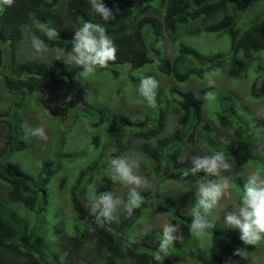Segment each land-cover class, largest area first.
Returning a JSON list of instances; mask_svg holds the SVG:
<instances>
[{
  "label": "trees",
  "instance_id": "1",
  "mask_svg": "<svg viewBox=\"0 0 264 264\" xmlns=\"http://www.w3.org/2000/svg\"><path fill=\"white\" fill-rule=\"evenodd\" d=\"M257 1L102 0L115 17L108 22L91 9L87 0H14L10 7L0 4V88L6 89L8 94L19 95L18 101H12L14 106L23 107L26 96L29 99L30 94H40L44 108L63 121L70 114L72 116L78 88L76 79L82 73L81 68H70L54 56L20 57L24 30L43 40L49 49L69 53L75 28L85 21L100 24L117 49L115 61L102 69L109 67L117 75L121 72L119 68L126 67L135 86L145 75L153 76L159 82L156 106L146 105L145 113L139 119L132 117L129 111L112 113L104 105L96 106L87 101L85 91L81 94L83 107L79 111L94 118L91 128L105 119L111 121L105 133L110 140V132L116 127L120 130L116 136L127 132L124 144L115 149H110L106 139L100 144L99 131L87 138L88 148L94 145L89 149L92 158L80 171L71 194L64 195L74 212L73 222L67 227L56 223L55 227L59 229V238L68 236L78 241L75 252L83 258L82 264H173L178 259L188 261L195 257L200 258L201 264H224L236 257L233 255L236 249L245 246L242 241L235 243L236 236H240L237 230L214 218V209L208 216L212 229L200 234L189 231L198 200L197 186L216 177L207 176L203 171L185 177L183 172L192 166L194 157L222 152L232 165V170L225 172L226 176L240 197L247 180L241 169L251 166L264 170V146H259L262 135L258 128L263 126V120L254 116L243 101L264 99V10L249 16L243 26L238 23L241 14ZM52 29L56 30L57 36L49 38L48 32ZM198 34H204V37L214 34V46L218 48L205 51L201 44L193 45L188 37ZM167 35L181 36L172 56L165 51ZM224 35L229 40L227 47ZM217 38L222 39L225 46H218ZM162 41L164 46H158ZM116 65L119 68L115 69ZM8 66L11 73L7 72ZM146 68L151 71L138 77L131 74L132 70ZM213 74L237 82L248 79L245 96L217 84L204 83L197 89L184 87L193 79ZM160 78H170L173 82H161ZM71 91L75 96L70 97L67 104L60 105L62 93ZM12 104L0 112V124L5 127L0 146V264H64L66 254L73 249L66 248L58 238H49L46 229H40L42 227L39 228L34 219V213L46 209L44 203L53 188L50 182L62 169V164L54 157L43 158L34 175L9 161L15 151L27 148L22 118L17 110L12 112ZM71 126L60 129L64 133L60 137V131H55L52 144L62 140L68 145L70 141L66 142L65 138L69 139L72 133L81 134L83 141L87 133L83 125L76 132L70 129ZM65 128L70 130L66 133ZM131 139L140 143L133 144ZM135 144H139L138 160L142 165L146 164L144 168L150 187L137 189L143 203L129 218L123 209L128 188L117 191L124 186L116 178L109 160L131 154ZM72 146L77 148L78 145L73 143ZM87 152L82 154L86 156ZM99 169L102 173H97ZM87 173V182L95 186L97 197L111 191L123 202L114 213L116 219L104 228L96 226L94 217L89 215L81 200L82 195L88 201L86 192L89 189L85 184L81 185ZM173 183L180 186L172 188ZM80 187L82 192L78 191ZM184 194L190 207L189 214L184 213ZM18 209L27 217L20 215ZM167 213L174 223L185 229L183 238L175 241L180 250L163 258L158 254L162 231L155 227L139 228L152 215ZM142 232L147 234L140 235ZM223 238L226 239L223 241ZM202 239L208 243L210 254L205 252L206 248H200ZM247 247L255 249V246ZM92 249L97 250L99 256L93 255ZM179 252L184 255L180 257Z\"/></svg>",
  "mask_w": 264,
  "mask_h": 264
},
{
  "label": "rangeland",
  "instance_id": "2",
  "mask_svg": "<svg viewBox=\"0 0 264 264\" xmlns=\"http://www.w3.org/2000/svg\"><path fill=\"white\" fill-rule=\"evenodd\" d=\"M264 10V0H258L255 4H252L251 7L248 9L247 12L242 13L240 20L238 21L240 26H243L245 22L248 20L249 16H252L258 12H261ZM214 34H208V37H204V34H198L194 36H189L188 39L191 41V43L198 47L197 44H201L203 46V50L207 51L209 49L214 50V48H218L214 46ZM226 47L228 46L229 40L228 37L224 35ZM181 39L180 35H176L173 37L170 35V37L167 35V39L165 42V51L169 56H172L177 49V45L179 43V40ZM213 39V41H211ZM218 41L216 44L218 46H225V43L222 39L217 38ZM164 41V40H163ZM162 42L158 43V46L163 47L164 44ZM20 57L26 58L29 56H38L40 58H48V57H66L69 53H64L57 49H49L44 52L43 54L37 53L33 46H32V35L29 32V30H24V39L20 43ZM7 55V54H5ZM9 73H11L10 66L7 67ZM72 68V67H70ZM114 68H119L114 66ZM120 73L118 72L117 75H115L112 70L107 67L102 69L101 67H97L95 70V73L88 76L83 77L82 74L77 76V93L76 98L74 100V110L72 112V116L66 118L65 120L61 121L59 117L54 116L50 114L43 106V103L41 101V95L40 94H30V98L27 99V96L24 98V106H18L17 109H12V112L14 110H17L20 113V116L22 117L21 126L24 131V136L27 139V141L30 143V147L25 148L24 150L15 151L13 154L10 155L9 161L15 162L19 164L24 170L36 175L38 173L41 161L43 158L46 157H54L56 159H59L62 164V169L55 173V176L53 180L50 182V185H53L52 190L47 194V198L45 201L46 209L43 212L34 213V219H36V225L40 229H46L47 236L49 238L55 239L58 238L60 242L66 247H71L72 252L66 254V259L64 264H82L83 258L76 254L75 247L78 245V241L74 238H69L68 236H61L59 238V229L55 227L56 223L60 224L62 223L64 226L67 227L70 226L73 222V215L74 212L70 210V205L67 203L65 196H69L71 194V188L75 184V181L82 169L85 168L86 163L89 162L92 158L91 152L89 149H91L94 145L89 146L86 144V139L91 137L93 134H95L97 131L101 135H99L100 144L103 143L106 140H108L107 143L110 146V149H115L119 145L124 144L125 138L127 136V132L124 131L121 134H118L116 136V133L119 130V127H116L110 134H112L111 140L110 137L107 135L105 136L107 128L110 126L111 121H107L105 119L102 120V122L99 123L98 126L91 128V121L94 119L88 114H85V112L80 113L79 109L81 110L83 107V103L81 102L82 92L85 91V99L89 102H93L96 106L98 105H104L112 113H120L121 111H129L131 116L134 118H141L143 117L145 113L146 108V102L142 101V98L139 96V93L137 91L138 86H135V81H133L130 76L128 69L126 67L119 68ZM150 68L146 69H140V70H132V73L134 76L138 77L141 76L143 73L146 74L150 72ZM211 78L214 83L217 84L220 87L223 88H231L237 90L238 93L241 94V96H245L246 94V88L248 85V79L242 80L240 82L234 81L229 78H225L220 75H208L203 79H193L188 85L184 86L182 84V87L187 88H195L197 89L202 84L207 83V80ZM161 82L171 83L173 82L170 78L164 79L160 78ZM119 86L118 89L116 87ZM1 87V86H0ZM7 92L6 89H2L0 92V110L8 108L11 101H18L19 95H12L8 94L9 100L7 102V95L4 92ZM76 91V90H75ZM74 92V91H73ZM73 92H63L60 98V105L67 104L70 97H74L75 95ZM29 96V95H28ZM139 96V97H138ZM244 104L248 108L251 113L256 116L257 118H261L263 120V126L258 127L260 129V133L262 135V140L259 144V146H264V99H245L243 100ZM92 112L96 113V111L93 108H90ZM11 112V113H12ZM82 112V111H81ZM82 114H85L86 116H82ZM72 125V126H71ZM82 125L87 131L85 136H83L84 140H80V135L76 136V133H72L69 136V139H66L67 141H70L69 144H65L64 142L57 143L56 145H51L52 140L54 139V133L55 131L59 132V137L64 134L62 133L60 129L63 127H70V129H73L74 132L82 129ZM125 126H128L127 124H124ZM38 126H43L47 139L42 140L37 137H33L29 134L28 129L36 128ZM168 131L171 129V121L169 120L167 123ZM68 128H65L66 133L70 130ZM5 132V127L3 124H0V146L3 139V134ZM83 132V131H82ZM81 132V133H82ZM73 136L75 137V141L73 140ZM98 140V141H99ZM74 141V142H73ZM132 143H140L138 140H132ZM74 143L77 148H74L72 144ZM65 144V145H64ZM138 145L135 144L132 150V153L127 155L130 157H134L137 161V150ZM50 147V148H49ZM81 149V151L79 150ZM88 151L87 155L85 156V151ZM84 151V152H83ZM107 155V154H106ZM104 155V156H106ZM85 160V161H84ZM104 160H107V157L104 158ZM140 163V161H139ZM146 164L143 165L140 163V169L138 171V175H141L144 178H148L146 169L144 168ZM256 168H253L251 166H246L241 169V173L243 176L247 177L248 174L253 171ZM232 170V168H231ZM97 173H102L101 169L97 170ZM222 176H226L225 172L221 173ZM89 176V173L86 174V177H84V180L81 181V185L85 184L86 187H88L87 194H95L94 191V185H91L90 182H87V177ZM63 180V183L60 184V180ZM95 179H98L95 177ZM247 182V180H246ZM62 185L61 187H59ZM173 187H179L180 184L173 183L171 184ZM123 189H126V187H122L120 189H117V191H121ZM79 192H82V188L80 187L78 189ZM240 197L243 194V189H241ZM240 197L237 195V192H235L230 185V188L228 191L225 192L224 197L221 199L219 204L214 208V218L218 219L222 222H224V215L225 212L228 210H235L239 208L240 205ZM81 200L84 202L85 207H88V201L85 197L81 195ZM183 200H185L182 205L184 208V213L189 214L190 207L187 202V196L184 194ZM41 201L38 202L37 206L40 204ZM121 208L118 207L117 212ZM18 213L22 215L23 217H27L24 212L21 209H18ZM172 222L170 214H154L152 215L146 222L145 225H141L139 229H149L152 227L158 228L162 231V227L165 223ZM178 224L179 223H174ZM181 226V225H180ZM182 228V234L184 233L185 227L181 226ZM70 230V229H68ZM239 232V229H235ZM226 238H223V241ZM199 241H201V238L199 237ZM203 242L199 245L200 248L204 249L206 248L205 252H208L210 254V251H207L209 247L207 246L208 243L205 239H202ZM241 240L239 239V236H236L235 243H239ZM204 246V247H203ZM247 252V258L241 259L239 256H236L230 260V262H226L224 264H264V240H262L258 245H255V249L251 250L247 246H243ZM242 248V247H241ZM175 250H180V248L177 246V244L174 242V245L170 246V253L174 252ZM93 255L99 256V253L97 250L92 249ZM221 252V251H220ZM233 253V252H232ZM65 254V253H64ZM180 257H182L184 254L180 253L178 254ZM195 262H194V261ZM177 262V263H176ZM173 264H201V260L198 257H195L193 259L190 258V260L186 261L183 259H178V261H173Z\"/></svg>",
  "mask_w": 264,
  "mask_h": 264
},
{
  "label": "clouds",
  "instance_id": "3",
  "mask_svg": "<svg viewBox=\"0 0 264 264\" xmlns=\"http://www.w3.org/2000/svg\"><path fill=\"white\" fill-rule=\"evenodd\" d=\"M87 2L91 9L105 22L115 19L112 11L104 5L102 0H87ZM13 3L14 0H0V4L8 7L12 6ZM128 34L131 35V32ZM48 36L49 38L57 36L56 30H49ZM71 41L69 54L66 57L58 56L56 59L62 60L69 67L81 68L83 77L94 74L97 67H106L109 62H114L116 59L117 49L114 41L100 24L85 21L81 27L74 29V36ZM32 46L40 54L48 50V45L36 36L32 37ZM207 83L211 85L214 81L209 78ZM158 87L159 82L153 76L145 75L140 80L137 91L142 101L146 102L149 107L154 108L156 106ZM4 93L7 95L8 102V93ZM12 95L11 93L10 96ZM208 95H211V93ZM10 103L12 104V101ZM15 107L17 105L14 106L12 104V109ZM3 110L5 109H1L0 112ZM28 131L33 137L42 140L47 139L43 126L31 128ZM25 141L27 142V148L30 147V143L26 138ZM52 145L51 142L50 147ZM191 163L192 166L183 172V176L187 177L189 174L195 175L203 171L207 176L216 177V179L208 180L207 183H200L197 186L196 194L198 200L195 204V212L189 231L194 234H200L213 228L208 216L230 188L229 178L222 176L221 173L230 172L232 165L225 159L222 152L194 157ZM109 164L118 181L128 188L127 202L123 203L111 191L103 192L98 197L95 194H89L87 197V210L89 215L94 217L96 226L99 228H104L107 223H111L116 219L114 213L117 212L118 207L122 203L126 216L130 218L134 211L143 203V197L137 189H148L150 187L149 181L137 174L140 169V163L134 157L125 155L111 158ZM240 205L235 210L225 212V225L229 228L239 229V239L243 242V245H258L264 240V170L257 168L248 174L247 182L243 185ZM146 234V232L140 233V235ZM182 238L180 225L172 222L165 223L162 227V237L158 244V254L162 255L163 258H169L170 246ZM233 255L239 256L241 259L247 258V252L244 247L236 249Z\"/></svg>",
  "mask_w": 264,
  "mask_h": 264
}]
</instances>
